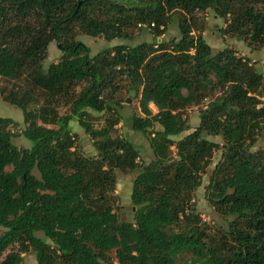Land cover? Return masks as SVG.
<instances>
[{
    "label": "trees",
    "instance_id": "1",
    "mask_svg": "<svg viewBox=\"0 0 264 264\" xmlns=\"http://www.w3.org/2000/svg\"><path fill=\"white\" fill-rule=\"evenodd\" d=\"M260 7L264 0H0V82H12L0 99L24 124L13 131L17 121L0 117V264H21L29 252L36 264H264V148L254 149L264 76L231 48L213 52L198 23L210 10L223 36L261 50ZM174 17L179 36L164 41ZM140 32L155 42H120L94 56L76 38L130 42ZM53 41L62 54L44 69ZM123 90L140 115L111 106ZM202 105L200 124L179 138L191 129L184 111ZM91 113L104 115L100 128ZM71 122L95 154L76 145ZM127 122L147 137L149 163L117 133ZM17 136L31 146L17 147ZM215 152L205 197L225 222L218 237L192 206ZM116 171L134 173L131 221L114 208Z\"/></svg>",
    "mask_w": 264,
    "mask_h": 264
},
{
    "label": "rangeland",
    "instance_id": "2",
    "mask_svg": "<svg viewBox=\"0 0 264 264\" xmlns=\"http://www.w3.org/2000/svg\"><path fill=\"white\" fill-rule=\"evenodd\" d=\"M262 10H264L263 7H260ZM200 18L205 20V26L204 29L199 33V30H194L192 32V35H198L201 34V36L204 38L206 43L210 45L213 52H217L218 50L222 48H231L233 49L238 55L243 54V56L248 57L251 61L254 60L256 62V68L263 73L264 76V48L261 50H254L253 54L250 53V49L247 47V45L239 41L238 39L234 37L229 36H223L222 34V28L224 27V22L222 19L217 18L214 16L212 11H206L204 14L199 15L198 23L201 24ZM178 28L176 26V18L174 17L173 20L167 25L165 29V33L163 35L164 41H169L173 37L178 38ZM77 40L85 44L90 49V56L96 55L99 51H101L104 48L119 44L120 42H124L125 44H134L141 41L146 42H155V37L147 32H140L134 35L132 41H122V40H112L110 42L104 41L101 37L92 38L87 35H82L80 33L77 34ZM159 41V39L157 40ZM62 54L61 51V44L58 41H53L48 46V52L46 59L42 62V66L44 69L47 68V66L50 63L56 62ZM22 83V82H21ZM12 82L2 80L0 82V96L5 94L11 87ZM17 84L20 85V82L18 81ZM126 97V93L123 91L118 92L113 97V102L111 104L112 107L119 110L120 113L123 114L125 117H129L131 115H140V111L138 108V102L137 99L131 96L126 97L130 101V105L128 102H124L123 98ZM119 105H123L122 108H119ZM129 105V106H128ZM152 109L155 110L153 105H151ZM30 110L36 109L35 104H31L28 107ZM205 109L204 105L201 107L193 106L188 108L186 111H184V116L187 119V122L189 124V127L191 128L189 131L184 132L179 136V138L185 136L189 132L193 130V128L197 127L200 124V116ZM60 114H64L67 112V108L65 106H61L59 109ZM92 114V113H91ZM0 117H8L15 121H17L18 125L16 128L13 129V131L19 132L23 127V114L21 110L14 108L12 106H8V104L4 103L0 99ZM93 127L98 129L104 124V115L103 114H92V118L90 120ZM70 125L73 128V133L77 135V138L75 139L76 145H80L81 151H83L86 155L90 156L95 154L96 150L94 145L92 144V141L90 140L89 136L84 133V131L80 128L77 122H71ZM158 128V126H156ZM116 131L118 134L124 133L129 139L138 147L140 148V156L141 160L144 161V163H149L153 159V154L151 149L149 148V142L145 135H142L140 133H134L130 129V125L127 122L126 124L122 125L119 123L116 126ZM209 140L214 141L215 143L221 144L222 140L220 137H207ZM13 143L19 147V148H25L30 147L31 142L27 139H24L22 136H17L15 139H13ZM264 148V133L263 138H259V142L256 144L254 149ZM219 156V152L214 153L213 162L211 165L206 169L205 173L203 174L201 178V185L200 187L195 191V194L193 196V207L195 208V212L198 213V217L201 219L202 226L206 229L208 234H212L215 237H218V231L217 226L219 225H225V222L222 217L218 216L217 213L212 209L208 201L205 197V189L208 185V177L210 176L212 169L214 167V163L216 162V158ZM216 157V158H215ZM115 176L117 179L116 188L114 191L115 195V203L114 208L117 212L119 218L121 220L125 221H131L132 220V211H131V189H132V179L134 177V173H128L123 174L120 172H115ZM172 232V230H171ZM14 250V249H13ZM23 260L21 264H36V256L33 252H29L27 254H23ZM184 258H189L190 254L186 253Z\"/></svg>",
    "mask_w": 264,
    "mask_h": 264
},
{
    "label": "crops",
    "instance_id": "3",
    "mask_svg": "<svg viewBox=\"0 0 264 264\" xmlns=\"http://www.w3.org/2000/svg\"><path fill=\"white\" fill-rule=\"evenodd\" d=\"M249 52H250V53H252V54L254 53V52H253V51H251V50H250ZM241 55H243V54L241 53ZM253 62H254V60H253ZM8 106H10V105H8Z\"/></svg>",
    "mask_w": 264,
    "mask_h": 264
},
{
    "label": "water",
    "instance_id": "4",
    "mask_svg": "<svg viewBox=\"0 0 264 264\" xmlns=\"http://www.w3.org/2000/svg\"><path fill=\"white\" fill-rule=\"evenodd\" d=\"M127 102H129V99H127Z\"/></svg>",
    "mask_w": 264,
    "mask_h": 264
}]
</instances>
